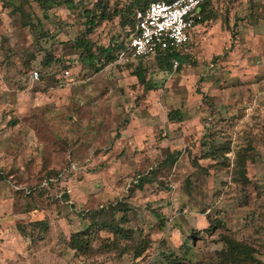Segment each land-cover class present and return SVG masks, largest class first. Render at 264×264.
<instances>
[{
  "label": "rangeland",
  "instance_id": "rangeland-1",
  "mask_svg": "<svg viewBox=\"0 0 264 264\" xmlns=\"http://www.w3.org/2000/svg\"><path fill=\"white\" fill-rule=\"evenodd\" d=\"M72 1L0 0V264H264V0L176 70L102 53L151 0Z\"/></svg>",
  "mask_w": 264,
  "mask_h": 264
},
{
  "label": "built area",
  "instance_id": "built-area-1",
  "mask_svg": "<svg viewBox=\"0 0 264 264\" xmlns=\"http://www.w3.org/2000/svg\"><path fill=\"white\" fill-rule=\"evenodd\" d=\"M207 0H152L144 11H137L135 22L126 26L115 53L118 63H133L181 53L202 19L201 5ZM217 1V0H212ZM174 70L180 65L172 58ZM38 78V74H34Z\"/></svg>",
  "mask_w": 264,
  "mask_h": 264
},
{
  "label": "trees",
  "instance_id": "trees-1",
  "mask_svg": "<svg viewBox=\"0 0 264 264\" xmlns=\"http://www.w3.org/2000/svg\"><path fill=\"white\" fill-rule=\"evenodd\" d=\"M152 1V0H151ZM210 1L212 0H207L206 2H204L201 5V13H202V19H203V8L204 6H206ZM39 6L41 8H45L47 5L50 4H60V3H64L67 5L68 8H72L73 6V1L72 0H37ZM150 3V1L148 3H144L145 5L142 6L141 8L136 9V11L133 12V22L131 23V26L134 24L135 22V15L137 13V11H144L146 9V7L148 6V4ZM100 5V8L102 10V12L99 15H95V14H91L90 10H86V15H90V24L93 25L96 21V18H101V19H106L109 17V14H107V10L105 7H103V3L100 2L99 4H97V6ZM202 21V20H200ZM130 26V25H129ZM124 34V33H123ZM122 37V36H121ZM76 48H82V52L80 53V59H85L84 56H86L85 54H87L88 58L92 59L94 58L93 53L91 52V49L88 45V42L86 40H79L78 43L75 46ZM120 48V40L118 39L116 41L115 44V49L117 51V49ZM102 53L105 54L104 57L106 58V61L111 60V58H114L112 54L111 50L109 47H106L102 50ZM172 58H177L179 61H182V54L178 53V52H169L167 55L163 56V57H157L156 61L157 63H159L160 67H164L166 69H171L172 68V62L171 59ZM134 75L137 77L138 81L141 83H144V77L142 75V73H140V71H136L134 73ZM150 87L149 84H145V88L148 89ZM182 115L180 114L179 110H173V112H170L168 114V119L172 120V121H179L181 120ZM173 160V159H172ZM230 247H232V250L234 251H240L241 253H244L246 251L240 250L239 248L234 247L233 245H231Z\"/></svg>",
  "mask_w": 264,
  "mask_h": 264
},
{
  "label": "crops",
  "instance_id": "crops-1",
  "mask_svg": "<svg viewBox=\"0 0 264 264\" xmlns=\"http://www.w3.org/2000/svg\"><path fill=\"white\" fill-rule=\"evenodd\" d=\"M201 22V21H200ZM199 25H200V23H199ZM199 25L195 28V30L199 27ZM195 30L193 31V33L195 32ZM173 68V67H172ZM174 70V69H173Z\"/></svg>",
  "mask_w": 264,
  "mask_h": 264
}]
</instances>
